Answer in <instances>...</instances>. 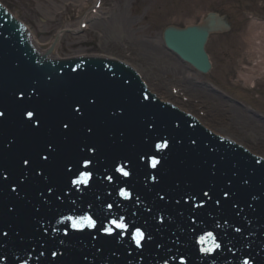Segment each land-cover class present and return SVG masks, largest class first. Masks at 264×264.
Listing matches in <instances>:
<instances>
[{"label": "water", "instance_id": "water-1", "mask_svg": "<svg viewBox=\"0 0 264 264\" xmlns=\"http://www.w3.org/2000/svg\"><path fill=\"white\" fill-rule=\"evenodd\" d=\"M228 28L224 15L209 12L198 25L166 27L163 39L206 72L209 34ZM14 34L0 35V255L7 264H62V253L76 264H264L263 162L142 98L123 64L50 71ZM55 46L35 47L50 58ZM165 141L166 148L155 147ZM83 172L91 173L88 183L73 184ZM81 216L99 226L73 228L68 217ZM113 220L127 229L118 235ZM136 229L144 233L139 247ZM208 232L220 247L202 257L212 244L200 243Z\"/></svg>", "mask_w": 264, "mask_h": 264}, {"label": "rangeland", "instance_id": "rangeland-1", "mask_svg": "<svg viewBox=\"0 0 264 264\" xmlns=\"http://www.w3.org/2000/svg\"><path fill=\"white\" fill-rule=\"evenodd\" d=\"M1 1L29 24L36 43L50 42L58 30L74 27L84 19L88 23L85 30L71 28L62 32L56 49L59 56L113 55L140 72L157 96L161 94L177 104L182 101L181 107L209 128L245 143L264 156V121L258 116H264V54L256 50V40L260 47L264 45L255 36L258 27L253 23L264 25V0H102L101 17L108 18L100 20L102 26H96L90 18L93 0ZM210 11L226 15L231 27L210 35L206 49L213 68L210 73L201 74L165 49L162 31L169 25L180 28L195 25ZM244 72L258 73L261 79L254 86L250 78L238 81ZM209 78L213 80L207 87ZM171 88L180 93H172ZM227 90L229 96L242 101L246 110L222 97L221 93L227 94ZM244 118L254 121H249L252 127L245 124Z\"/></svg>", "mask_w": 264, "mask_h": 264}, {"label": "snow or ice", "instance_id": "snow-or-ice-1", "mask_svg": "<svg viewBox=\"0 0 264 264\" xmlns=\"http://www.w3.org/2000/svg\"><path fill=\"white\" fill-rule=\"evenodd\" d=\"M0 115H3V113H0ZM27 116L29 119H31L34 116V113L28 112ZM65 128L68 127V125H64ZM168 146L167 142L165 141L164 143L161 144H156L155 147L157 149H164ZM25 163H28V161H25ZM91 161H85L84 162V167L87 168ZM159 163L158 160L152 159L151 161V166L155 168L157 164ZM117 172H120L123 176H128L130 173L126 171L123 167H117L116 168ZM91 178V173L90 172H83L79 175V177L75 180H73V184L75 185H80V184H87L88 181ZM111 179V177H109ZM121 196L128 197L129 193L125 190H121L120 192ZM204 195H208V193H204ZM69 220L72 221V227L75 229H83L84 227L88 228H94L96 226V221L91 217V216H81L79 218L73 219L72 217H68ZM112 224L114 228L120 229V230H126L127 225L124 223L123 220L116 221L113 220ZM113 231V228H106L105 232L108 234H111ZM144 239V233L140 229H136L135 232L133 233V240L135 241L136 245L139 247L141 245V241ZM208 241H212V244L210 247H205L202 248L201 250L206 253H210L214 251L215 249H218L220 247V244L216 243L215 240L213 239V234L211 232H208L206 236H203L200 238V243L205 244ZM244 264H248V261H245Z\"/></svg>", "mask_w": 264, "mask_h": 264}, {"label": "bare ground", "instance_id": "bare-ground-1", "mask_svg": "<svg viewBox=\"0 0 264 264\" xmlns=\"http://www.w3.org/2000/svg\"><path fill=\"white\" fill-rule=\"evenodd\" d=\"M94 2L96 1V0H93ZM102 12H104L103 11V9H102V7H100L99 9H97L96 11H95V15H93V14H91L90 16V18H93L94 20V22H96V26H102V25H104V24H102V21H100L101 19H103V18H106L105 20H107L108 18H107V16L106 17H101V14H102ZM97 14V15H96ZM100 16V17H99ZM82 22H84V19H80L79 21H78V23H77V25L76 26H66L64 29H63V31L62 32H64V31H66V30H68V29H73L74 28V30L75 31H78V30H80L79 28H80V23H82ZM253 23L255 24V26L256 27H258L257 28V32L259 31V33H257L256 32V34H255V36H257V38H261V40L263 41L262 42V45H264V25H261L260 23H258V22H254L253 21ZM88 26V24H86V26H85V28L83 29V30H85L86 28H88L87 27ZM76 27V28H75ZM73 30V31H74ZM83 30H80V31H83ZM79 31V32H80ZM62 32H59L58 34H60V33H62ZM213 33H215V32H213ZM56 40H57V38H56ZM58 41V40H57ZM45 43H47V42H45ZM258 44V41L256 40V46H255V48H256V50H259V51H261V52H263L262 54H264V48H262V47H260L259 45H257ZM37 45H39V44H37ZM261 45V44H260ZM260 48V49H259ZM255 50V51H256ZM54 52H55V54H57L58 55V53L56 52V47H55V49H54ZM105 56H111V55H106L105 54ZM115 58V57H114ZM259 58V57H258ZM256 62V61H255ZM251 71H256V70H251ZM253 73H248V72H244V73H242V74H240V76H239V80H244V81H247L249 78H250V82L254 85L257 81H258V73L257 74H253ZM248 75H252V76H248ZM148 86V85H147ZM148 88H149V86H148ZM158 97L160 98V99H164V98H162L161 97V94H158ZM172 97V96H171ZM170 97V98H171ZM170 100V99H169ZM171 101V100H170ZM221 102V101H220ZM222 104V103H221ZM221 104H217V106L218 107H221L222 105ZM228 105V104H227ZM231 105H233V104H231ZM181 106H184V104L182 103V104H180L179 105V107L180 108H182ZM183 109V108H182ZM218 111L220 112L221 110H219L218 109ZM239 120H243V118H239ZM244 120H246L245 121V124L247 125V124H250L249 126H251L252 127V124L250 123V122H252V123H254V121L253 120H251V119H249V121L246 119V118H244ZM201 121V120H200ZM247 122V123H246ZM202 123V122H201ZM203 124V123H202Z\"/></svg>", "mask_w": 264, "mask_h": 264}]
</instances>
